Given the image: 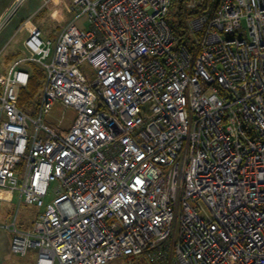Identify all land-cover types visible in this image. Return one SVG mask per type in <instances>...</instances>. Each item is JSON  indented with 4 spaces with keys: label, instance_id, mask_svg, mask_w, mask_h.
Wrapping results in <instances>:
<instances>
[{
    "label": "built area",
    "instance_id": "built-area-1",
    "mask_svg": "<svg viewBox=\"0 0 264 264\" xmlns=\"http://www.w3.org/2000/svg\"><path fill=\"white\" fill-rule=\"evenodd\" d=\"M71 0L57 39L0 76L3 195L41 209L1 225L35 264H264V0ZM44 71L37 117L9 97ZM55 105L71 126L43 124Z\"/></svg>",
    "mask_w": 264,
    "mask_h": 264
},
{
    "label": "rangeland",
    "instance_id": "rangeland-1",
    "mask_svg": "<svg viewBox=\"0 0 264 264\" xmlns=\"http://www.w3.org/2000/svg\"><path fill=\"white\" fill-rule=\"evenodd\" d=\"M31 4L36 0H30ZM177 6L172 8V12H176ZM75 25L80 30L88 28L87 16H78V12L72 10L71 0H51L39 16L30 19L28 25L19 29L12 37L9 43L1 51L0 55V71L7 72L16 60L22 57H28L29 53L26 48L25 42L30 36L32 26L38 27L42 31V38L47 39L50 33L56 35L66 22L75 19ZM7 32H4V34ZM3 34V35H4ZM2 39V38H1ZM10 56V58H7ZM44 74L39 78L41 85H37L36 89H21L17 86L11 87L10 98L15 104L28 116L36 118L39 107L41 89L44 81ZM40 83V81H39ZM75 117L72 110H67L62 117V109L59 105H55L49 115L43 119V124L50 128H56V125L61 120V128L67 129ZM2 215L0 217L1 225L11 223L14 218L16 219L17 227L26 230L30 228L35 220L37 214L41 209L33 205L19 204V194L13 195L4 194L2 200ZM0 251L4 252L3 246H0ZM5 260L8 264H35L36 257L33 254H28L21 257L13 252H7ZM110 264H148L143 256H132L128 258H121Z\"/></svg>",
    "mask_w": 264,
    "mask_h": 264
},
{
    "label": "crops",
    "instance_id": "crops-1",
    "mask_svg": "<svg viewBox=\"0 0 264 264\" xmlns=\"http://www.w3.org/2000/svg\"><path fill=\"white\" fill-rule=\"evenodd\" d=\"M29 1L30 0H0V55L2 53L1 51L9 43V41L16 34V32L22 27H24L25 25H28L30 22V19L36 16H39L44 10V7L51 0H36V2H33L32 4ZM71 21L66 22V24L62 26V28L59 30V33H57L56 35H54L53 32L52 34L50 33V36L47 39L49 40L57 39V37L59 36L61 31L65 27V25H67ZM33 29H39V28L36 26H32L31 30ZM4 32H7V33L4 34ZM40 32L42 34L41 30ZM29 56H30V53L28 57ZM7 58H10V56H8ZM23 58H27V57H22L20 59H23ZM33 67L40 68L38 65H36L33 62H23L20 65V68L28 72L29 75H32ZM7 72L0 71V76L5 75ZM1 215H2V212H1ZM10 241H11V234L7 231L0 229V246H3V248L5 249L4 252L0 251V264H8L7 261L5 260V255L7 252H10ZM31 254L35 255L36 257L35 253H31Z\"/></svg>",
    "mask_w": 264,
    "mask_h": 264
},
{
    "label": "trees",
    "instance_id": "trees-1",
    "mask_svg": "<svg viewBox=\"0 0 264 264\" xmlns=\"http://www.w3.org/2000/svg\"><path fill=\"white\" fill-rule=\"evenodd\" d=\"M182 1L183 0H175L173 2L171 10L175 6H177V10L174 13L171 11L172 14L170 16V22L173 25L175 34L180 37L181 44L189 45L190 43L189 37L185 30L186 18L188 17V15L198 13L201 11H206V10L213 11L217 5L218 0H204V3H202L194 13L188 15L183 12ZM42 74H44V71L41 68L33 67L32 75H30L28 85L25 88H22L20 93L23 91V89H27V90L36 89L38 87L37 85H41V79L39 80V78L42 76Z\"/></svg>",
    "mask_w": 264,
    "mask_h": 264
}]
</instances>
